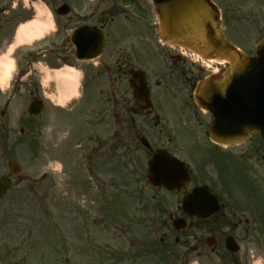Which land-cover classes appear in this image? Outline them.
<instances>
[{
	"label": "flooded vegetation",
	"instance_id": "1",
	"mask_svg": "<svg viewBox=\"0 0 264 264\" xmlns=\"http://www.w3.org/2000/svg\"><path fill=\"white\" fill-rule=\"evenodd\" d=\"M47 1L66 31L65 41L52 45L66 50L63 60L99 51L85 62L82 100L58 110L66 128L60 129L53 116L54 136L63 131L65 142L55 141L51 152L68 166V155L78 152L88 174L83 188H114L118 198L125 196L123 190L135 198L136 173H142L145 190L154 194L140 198L144 213L124 216L130 236L136 225L143 228L130 238L133 259L154 255V264H264V136L212 140L213 117L195 101L198 85L229 65L162 41L151 0ZM258 21L263 29L264 16ZM79 28L96 51L92 46L75 52L71 37ZM159 151L162 164L171 156L185 164L189 177H176L175 190L149 178L150 161ZM185 167L177 164V172L185 174ZM192 195L190 208L186 202ZM199 201L208 205L200 207Z\"/></svg>",
	"mask_w": 264,
	"mask_h": 264
},
{
	"label": "rangeland",
	"instance_id": "2",
	"mask_svg": "<svg viewBox=\"0 0 264 264\" xmlns=\"http://www.w3.org/2000/svg\"><path fill=\"white\" fill-rule=\"evenodd\" d=\"M215 1L223 9L226 37L248 53L254 52L264 34V25L263 29L258 25L259 16H264V0ZM10 2L0 0V93L13 88L0 95V176H13L15 187L0 200V264H154V255L133 259L130 238L139 237L143 228L136 225L130 236L124 217L144 213L140 198L154 194L152 189L145 190L142 173H136L135 198L130 200L126 190L118 198L114 188H83L88 174L78 152L68 155L70 166L51 152L55 141L65 142L63 131L54 136L53 116L60 129L66 128V121L53 107H69L81 97L79 67L84 69L86 64L72 59L71 64L79 67L60 64L46 52L35 64L38 70L24 81L17 79L19 71L25 73L21 62L46 49L59 33V25L47 2L25 0L26 14L21 7L10 8ZM6 62L10 66L3 69ZM67 70L76 72L75 77L64 80L58 74ZM39 93L49 107L40 116L23 117ZM20 126L25 133H19ZM12 161L22 167L19 177L12 174ZM44 173L48 178H42Z\"/></svg>",
	"mask_w": 264,
	"mask_h": 264
},
{
	"label": "water",
	"instance_id": "3",
	"mask_svg": "<svg viewBox=\"0 0 264 264\" xmlns=\"http://www.w3.org/2000/svg\"><path fill=\"white\" fill-rule=\"evenodd\" d=\"M153 1L160 17L162 39L188 48L205 58L225 59L231 63L230 69L224 76L208 78L199 85L196 92L197 103L210 110L215 116L210 130L211 136L218 138L219 134L223 135L224 133L230 135L248 134L252 130H261L258 128L262 124L257 122L258 110L255 101H247L246 105H241V103L232 105L231 114H229L226 112L228 108L223 104V98L228 95H236L241 99L242 94H256L253 88L258 85V76L264 72V43L252 56L246 55L229 43L221 31L219 9L212 0ZM229 87L234 90L230 92ZM247 88L249 91L245 90ZM44 108L43 101L35 100L24 115L40 114ZM233 110L248 112L247 119L243 121L235 118ZM240 122L245 125L241 129L234 130L233 126ZM19 171L18 164L13 163V172L17 174ZM152 171L156 180L175 188V180L176 177H179V172L173 165H163L156 158ZM12 186L11 179L2 176L0 178V198Z\"/></svg>",
	"mask_w": 264,
	"mask_h": 264
},
{
	"label": "bare ground",
	"instance_id": "4",
	"mask_svg": "<svg viewBox=\"0 0 264 264\" xmlns=\"http://www.w3.org/2000/svg\"><path fill=\"white\" fill-rule=\"evenodd\" d=\"M2 64H3V69H8L10 66V64L7 62ZM75 73L76 72H74L73 70H67L66 72H58V74L61 75L64 80L70 79L71 77H75Z\"/></svg>",
	"mask_w": 264,
	"mask_h": 264
}]
</instances>
